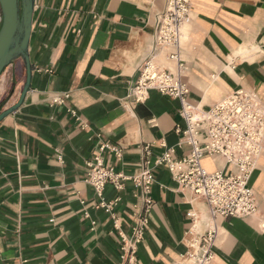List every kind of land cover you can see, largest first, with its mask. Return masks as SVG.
Masks as SVG:
<instances>
[{"label": "crops", "instance_id": "obj_1", "mask_svg": "<svg viewBox=\"0 0 264 264\" xmlns=\"http://www.w3.org/2000/svg\"><path fill=\"white\" fill-rule=\"evenodd\" d=\"M190 1L180 59L173 60L174 48L154 50L166 0H35L30 90L0 123V264H120L121 234H131L141 205L131 178L146 146L155 204L137 264H185L186 240L205 233L209 213L156 166L163 144L178 157L189 148L178 146L175 129L185 122L177 99L149 90L135 102L142 67L153 60L181 71L190 101L206 109L242 89L264 100V0ZM5 74L0 112L20 99L23 61ZM98 155L127 178L123 189L107 184L99 195L87 182L88 162ZM250 185L258 213L219 220L212 264H264V154Z\"/></svg>", "mask_w": 264, "mask_h": 264}, {"label": "built area", "instance_id": "obj_2", "mask_svg": "<svg viewBox=\"0 0 264 264\" xmlns=\"http://www.w3.org/2000/svg\"><path fill=\"white\" fill-rule=\"evenodd\" d=\"M190 0H166L165 8L157 13L154 26V50L174 48L170 59L179 60L182 29L191 20ZM183 67V66H181ZM181 72V71H180ZM172 73L147 60L138 83L133 87L135 102L144 101L149 90L180 102V116L185 128L176 127L181 144L188 152L177 156L176 147L162 145L163 151L156 157V166L166 168L179 187L190 193L192 201H203L209 219L205 233L192 234L186 240L185 264H212L214 247L219 236V220L249 218L258 213L257 197L250 182L260 158L264 154V100L249 90H238L206 109L190 101V89L181 73ZM121 151L110 145L101 151ZM151 146L144 147L141 171L132 177L139 189L141 205L134 214L130 235L121 234L120 264H137L136 255L149 226L154 200L151 196L155 183L151 167ZM209 160L214 170L204 162ZM87 182L101 195L107 184L123 189L127 179L112 167L105 166L101 156L88 162ZM104 205V203L102 204ZM108 207L110 204L107 205ZM193 222L198 214L191 212Z\"/></svg>", "mask_w": 264, "mask_h": 264}, {"label": "water", "instance_id": "obj_3", "mask_svg": "<svg viewBox=\"0 0 264 264\" xmlns=\"http://www.w3.org/2000/svg\"><path fill=\"white\" fill-rule=\"evenodd\" d=\"M2 22L0 27V77L17 60H22L26 79L17 104L0 112V123L24 103L30 90L32 66L29 46L33 30L35 0H0ZM4 105L0 107V110Z\"/></svg>", "mask_w": 264, "mask_h": 264}, {"label": "rangeland", "instance_id": "obj_4", "mask_svg": "<svg viewBox=\"0 0 264 264\" xmlns=\"http://www.w3.org/2000/svg\"><path fill=\"white\" fill-rule=\"evenodd\" d=\"M182 32L185 33V29L184 28L182 29ZM184 41H185V39H183V42ZM5 73H6V70L4 71V73L0 77V80H1V78L3 79V81H1L0 84L4 83L6 81V79H7V74H5ZM205 163L210 169L212 168V166L208 162H205Z\"/></svg>", "mask_w": 264, "mask_h": 264}]
</instances>
